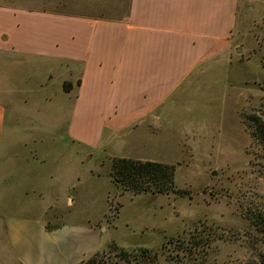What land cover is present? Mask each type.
I'll list each match as a JSON object with an SVG mask.
<instances>
[{
  "label": "crops",
  "instance_id": "0c3cea01",
  "mask_svg": "<svg viewBox=\"0 0 264 264\" xmlns=\"http://www.w3.org/2000/svg\"><path fill=\"white\" fill-rule=\"evenodd\" d=\"M88 2L80 10L0 6V65L47 70L36 89L23 92L33 102H10L13 91L0 89L16 106L9 116L0 101V264H80L104 248L92 221L58 222L62 209L47 191L52 127L44 118L32 126L35 112L50 101L58 106L71 145L121 147L128 128L146 123L149 131L170 99L224 63L249 1ZM71 162L58 177L67 179L66 192L78 179Z\"/></svg>",
  "mask_w": 264,
  "mask_h": 264
},
{
  "label": "rangeland",
  "instance_id": "374dc122",
  "mask_svg": "<svg viewBox=\"0 0 264 264\" xmlns=\"http://www.w3.org/2000/svg\"><path fill=\"white\" fill-rule=\"evenodd\" d=\"M47 1L0 0V6L47 7ZM248 1V14L241 18L224 63L209 68L187 84L189 91L170 99L149 131L146 123L128 128L119 140L121 147L90 150L71 145L63 139L67 115L58 116V106L50 101L43 105L44 111L39 108L35 112L32 126L44 123L42 118L52 128L63 124L57 132L48 128L46 138L48 144L55 142L48 146L47 172L52 179L47 191L62 209L58 222L90 220L100 226L101 251L114 243L127 251L157 252L160 261L167 255L164 251L161 256L166 241L186 242L206 230L213 241L203 254V263L191 256L173 264H264V228L257 231L246 218L264 216V145L250 137L244 121L253 115L264 122V0ZM88 3L51 0L48 7L80 10ZM45 71L27 63L15 68L0 65V78L6 76L3 83L0 80V89L13 91L10 102H33L23 92L36 89ZM0 101L10 116L16 106L4 95ZM28 116L22 119L23 124L30 123L32 114ZM119 157L174 166L175 186L188 194L121 191L110 177L111 159ZM71 158L78 179L66 192L67 179L58 177L72 165ZM4 184L1 181L0 188Z\"/></svg>",
  "mask_w": 264,
  "mask_h": 264
},
{
  "label": "trees",
  "instance_id": "16d2710c",
  "mask_svg": "<svg viewBox=\"0 0 264 264\" xmlns=\"http://www.w3.org/2000/svg\"><path fill=\"white\" fill-rule=\"evenodd\" d=\"M63 87L66 90V85ZM244 121L250 137L264 145V122L253 115L245 117ZM174 171V166L154 161L112 158L110 177L112 183L121 191H130L134 194L186 196L188 194L186 191L179 190L175 186ZM246 218L257 231L263 232L264 216L255 214L253 216L246 215ZM211 235L210 231L202 230L200 233L192 235L191 239L186 242L183 239L166 241L161 247V256L164 251L167 252L162 261L159 260L157 252L147 249L127 251L110 243L105 250L95 252L80 264H118V262L124 264H173L181 262V257L191 256L194 260L199 259L200 263H203L205 258L203 254L213 241ZM171 246H174L172 250Z\"/></svg>",
  "mask_w": 264,
  "mask_h": 264
}]
</instances>
